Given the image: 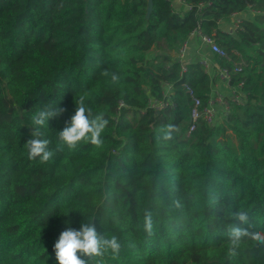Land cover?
<instances>
[{"label": "trees", "instance_id": "trees-1", "mask_svg": "<svg viewBox=\"0 0 264 264\" xmlns=\"http://www.w3.org/2000/svg\"><path fill=\"white\" fill-rule=\"evenodd\" d=\"M148 1L0 0V264H58L60 233L82 223L122 244L118 258L108 250L86 264H264L250 239L227 257L229 225L264 232V0H150L147 16ZM242 12L235 34L219 29ZM197 26L229 55L212 54L218 66L241 55L231 83L242 82L245 100L187 134L184 85L204 105L212 83L198 61L182 72L176 60ZM165 85L175 107L155 111L149 100ZM85 93L109 123L102 146L69 149L58 133ZM45 107L67 111L39 129L54 152L41 163L25 144ZM169 124L179 131L165 140ZM240 210L247 224L229 215Z\"/></svg>", "mask_w": 264, "mask_h": 264}, {"label": "clouds", "instance_id": "clouds-1", "mask_svg": "<svg viewBox=\"0 0 264 264\" xmlns=\"http://www.w3.org/2000/svg\"><path fill=\"white\" fill-rule=\"evenodd\" d=\"M101 75L105 77L111 75L112 84H119L121 81V77L116 73L110 74L108 71H104ZM86 95V93L82 94L77 99L74 114L58 133L59 141L69 149H75L82 141L90 142L97 147L103 144L102 133L109 121L105 119L102 112L93 117L92 109L85 103ZM66 111L67 109L62 107H45L33 114L32 124L36 127L32 138L25 144L30 160L39 157L41 163H47L54 156V152L48 148L50 141L39 138L41 135L39 129L46 126L51 119L61 117ZM161 131L164 133L165 140H171L173 132H178L179 129L169 124ZM176 206L180 207L179 202H176ZM229 215L240 224L248 223V214L245 211H233ZM143 230L148 235H152V214L148 210H145L144 213ZM227 237V257L229 259L238 255V250L245 239H250L257 246L264 247V232L249 231L248 228L240 227L237 224L229 225ZM121 248L122 244L116 236L106 238L99 234L94 225L90 223H82L79 229L65 228L54 244L58 264H86L82 257L102 256L108 250L111 251L115 259L118 258Z\"/></svg>", "mask_w": 264, "mask_h": 264}, {"label": "built area", "instance_id": "built-area-1", "mask_svg": "<svg viewBox=\"0 0 264 264\" xmlns=\"http://www.w3.org/2000/svg\"><path fill=\"white\" fill-rule=\"evenodd\" d=\"M166 1L170 2L172 7L174 6L175 3H180L182 5L180 0H166ZM185 8L188 9V6H186ZM246 12L256 13L257 11L252 10L249 6ZM239 14L236 13L232 15L235 17V20L233 22L231 29L227 31V33L230 35L235 34L236 30L239 29V24L242 21L241 17H237ZM191 37L197 38V40L199 41L200 48L204 47L208 49L210 53L215 54L216 56L221 57L223 59L230 60L227 52L221 47H219L210 36L203 34L199 26H197L191 32L190 38ZM187 48H188V41L185 42L180 47L176 56V60L178 61L182 72H185L186 70L185 56H186ZM236 55L239 57V60L236 62H232L231 69L227 67H220L215 62H211L206 58L199 59L198 63L206 71V73L212 80V83L210 86V92L206 104L204 105L202 104L199 98L194 96L192 89L189 86L184 85L185 92L189 94L192 100L191 108L189 111L190 124L188 127L187 134H189L191 131L194 130L199 120L203 121L208 125H213L218 121L221 115L225 116L227 114L231 104H238L245 100V95L241 90L242 82L236 83L234 85H232L231 83L232 75L239 73L244 67V61L242 60L241 55L239 53H236ZM215 79L216 82L214 81ZM218 82L226 86V88L229 91L228 95H224L219 91L217 87ZM170 92H171L170 86L165 85L163 98L160 100H149V106L153 108L155 111H160L167 108L173 109L175 107V103L174 100L171 98Z\"/></svg>", "mask_w": 264, "mask_h": 264}, {"label": "crops", "instance_id": "crops-1", "mask_svg": "<svg viewBox=\"0 0 264 264\" xmlns=\"http://www.w3.org/2000/svg\"><path fill=\"white\" fill-rule=\"evenodd\" d=\"M174 5L175 7H179L181 4L175 3ZM243 16H244V13L239 14L237 17L242 18ZM234 20H235V17L231 16L228 20L220 21L218 24L219 29L221 31L227 32L228 30L231 29L230 26L232 27ZM226 26L228 27V29H222V27H226ZM201 58H206L207 60L214 62L212 53H210L208 49L204 47L200 48L199 41L197 40V38L191 37L188 41V48H187L186 56H185L186 62L199 61V59ZM214 81L216 82V79ZM217 87L221 93H223L224 95H228L229 91L224 84L218 82Z\"/></svg>", "mask_w": 264, "mask_h": 264}, {"label": "water", "instance_id": "water-1", "mask_svg": "<svg viewBox=\"0 0 264 264\" xmlns=\"http://www.w3.org/2000/svg\"><path fill=\"white\" fill-rule=\"evenodd\" d=\"M150 9H151V1L149 0L148 1V7H147V16H148V14L150 12Z\"/></svg>", "mask_w": 264, "mask_h": 264}, {"label": "rangeland", "instance_id": "rangeland-1", "mask_svg": "<svg viewBox=\"0 0 264 264\" xmlns=\"http://www.w3.org/2000/svg\"><path fill=\"white\" fill-rule=\"evenodd\" d=\"M230 28H231V26H230ZM222 29H228V27L226 26V27H222Z\"/></svg>", "mask_w": 264, "mask_h": 264}]
</instances>
